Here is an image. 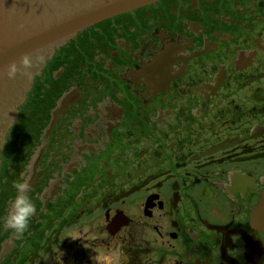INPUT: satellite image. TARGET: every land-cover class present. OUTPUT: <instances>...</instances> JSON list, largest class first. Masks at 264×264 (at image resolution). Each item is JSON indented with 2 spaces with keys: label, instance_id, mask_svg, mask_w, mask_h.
Masks as SVG:
<instances>
[{
  "label": "flooded vegetation",
  "instance_id": "af4514ba",
  "mask_svg": "<svg viewBox=\"0 0 264 264\" xmlns=\"http://www.w3.org/2000/svg\"><path fill=\"white\" fill-rule=\"evenodd\" d=\"M27 59L1 180L36 212L18 237L4 209L0 264H264V0H161Z\"/></svg>",
  "mask_w": 264,
  "mask_h": 264
},
{
  "label": "water",
  "instance_id": "95a60500",
  "mask_svg": "<svg viewBox=\"0 0 264 264\" xmlns=\"http://www.w3.org/2000/svg\"><path fill=\"white\" fill-rule=\"evenodd\" d=\"M157 1L159 0H84L77 6L69 4L58 7V4H64L63 0L51 12L31 15L35 11V7H32L33 0H0L1 80L6 79L14 86L12 94L17 97L24 89L27 68L23 61L14 65V78H9L8 75L11 68L2 72L4 69L32 52L87 26ZM9 110V104L0 102V125L7 121Z\"/></svg>",
  "mask_w": 264,
  "mask_h": 264
},
{
  "label": "clouds",
  "instance_id": "9594fccd",
  "mask_svg": "<svg viewBox=\"0 0 264 264\" xmlns=\"http://www.w3.org/2000/svg\"><path fill=\"white\" fill-rule=\"evenodd\" d=\"M23 64L28 65V59L24 58ZM16 74L15 66H12L8 75L9 78H14ZM16 196L12 203V209L8 212L4 219V226L12 230L18 237L28 229L29 221L36 212V207L30 199L28 183H14Z\"/></svg>",
  "mask_w": 264,
  "mask_h": 264
},
{
  "label": "rangeland",
  "instance_id": "374dc122",
  "mask_svg": "<svg viewBox=\"0 0 264 264\" xmlns=\"http://www.w3.org/2000/svg\"><path fill=\"white\" fill-rule=\"evenodd\" d=\"M2 166V165H1ZM2 177H4L2 180H6L7 182H9V181H11V179H12V175H11V173H9V172H6V171H4V173L2 172V168L0 169V179L2 178ZM2 180H1V182H2ZM0 182V183H1ZM6 187V186H5ZM7 195V194H6ZM1 203V202H0ZM11 206V208H9L8 207V209L6 208V206L4 207V208H2V206L0 205V215L3 213V211H4V209H7L8 211H10V209H12V205H10ZM2 227H4L5 229H7V230H9L7 227H5L4 226V223L1 225Z\"/></svg>",
  "mask_w": 264,
  "mask_h": 264
},
{
  "label": "bare ground",
  "instance_id": "6f19581e",
  "mask_svg": "<svg viewBox=\"0 0 264 264\" xmlns=\"http://www.w3.org/2000/svg\"><path fill=\"white\" fill-rule=\"evenodd\" d=\"M4 165H5V167H6L7 169H9V168L11 167V163H10V162H6Z\"/></svg>",
  "mask_w": 264,
  "mask_h": 264
}]
</instances>
